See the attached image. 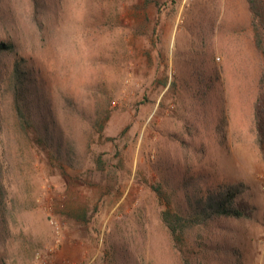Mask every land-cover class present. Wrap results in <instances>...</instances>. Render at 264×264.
Returning a JSON list of instances; mask_svg holds the SVG:
<instances>
[{
    "label": "rangeland",
    "instance_id": "obj_1",
    "mask_svg": "<svg viewBox=\"0 0 264 264\" xmlns=\"http://www.w3.org/2000/svg\"><path fill=\"white\" fill-rule=\"evenodd\" d=\"M250 14L246 0H0L12 47L0 83L24 58L31 98L70 153L55 158L1 114L0 264H264ZM231 183L243 185L238 217L169 234L161 213L184 216L186 194Z\"/></svg>",
    "mask_w": 264,
    "mask_h": 264
},
{
    "label": "trees",
    "instance_id": "obj_2",
    "mask_svg": "<svg viewBox=\"0 0 264 264\" xmlns=\"http://www.w3.org/2000/svg\"><path fill=\"white\" fill-rule=\"evenodd\" d=\"M250 11V27L253 34L255 49L261 54L262 76L259 83H264V0H246ZM11 45L6 40L0 41V54L11 50ZM24 58L20 57L14 60L12 67L6 76L7 84L0 83V116L2 113H10L14 120V126L23 131L26 129L36 133L34 139L37 146H42L51 151L52 155L57 159L69 160L70 153L67 151L61 138L56 140L40 107L35 104V100L31 98L30 74L26 72L27 62H23ZM25 66V67H24ZM4 119L0 117V128ZM42 129L39 132L38 127ZM0 179H2L0 177ZM4 181L0 180V224L8 225V202L4 201L6 194L4 193ZM204 184V183H203ZM191 187V185H189ZM242 183H231L228 185H220L218 188L207 187L203 193L186 194V205L184 206V216L163 212L161 219L171 236L176 232L183 235L187 222L191 225H203L218 217H238L240 211L235 206V200L241 193ZM4 201V203H3ZM9 214V213H8ZM11 217V216H10ZM3 261V259L1 260ZM184 264H188L184 261Z\"/></svg>",
    "mask_w": 264,
    "mask_h": 264
}]
</instances>
